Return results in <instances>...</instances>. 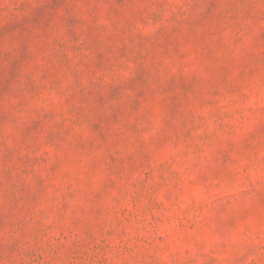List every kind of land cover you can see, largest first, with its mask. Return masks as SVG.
Wrapping results in <instances>:
<instances>
[{"label":"rangeland","instance_id":"374dc122","mask_svg":"<svg viewBox=\"0 0 264 264\" xmlns=\"http://www.w3.org/2000/svg\"><path fill=\"white\" fill-rule=\"evenodd\" d=\"M0 264H264V0H0Z\"/></svg>","mask_w":264,"mask_h":264}]
</instances>
